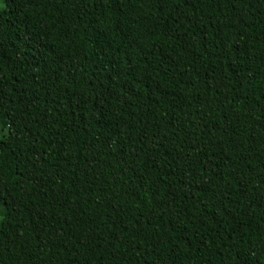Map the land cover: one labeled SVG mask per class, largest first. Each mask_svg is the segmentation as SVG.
Returning a JSON list of instances; mask_svg holds the SVG:
<instances>
[{
	"label": "trees",
	"instance_id": "16d2710c",
	"mask_svg": "<svg viewBox=\"0 0 264 264\" xmlns=\"http://www.w3.org/2000/svg\"><path fill=\"white\" fill-rule=\"evenodd\" d=\"M0 264H264V0H6Z\"/></svg>",
	"mask_w": 264,
	"mask_h": 264
},
{
	"label": "rangeland",
	"instance_id": "374dc122",
	"mask_svg": "<svg viewBox=\"0 0 264 264\" xmlns=\"http://www.w3.org/2000/svg\"><path fill=\"white\" fill-rule=\"evenodd\" d=\"M6 5V0H0V10L4 9ZM8 133V129L0 131V139Z\"/></svg>",
	"mask_w": 264,
	"mask_h": 264
}]
</instances>
